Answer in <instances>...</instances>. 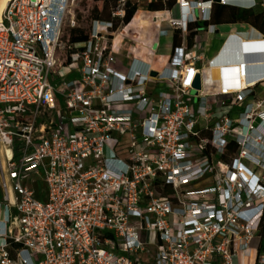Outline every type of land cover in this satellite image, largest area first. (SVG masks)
Wrapping results in <instances>:
<instances>
[{"label": "built area", "instance_id": "1", "mask_svg": "<svg viewBox=\"0 0 264 264\" xmlns=\"http://www.w3.org/2000/svg\"><path fill=\"white\" fill-rule=\"evenodd\" d=\"M168 1L114 0L111 17L94 18L75 42L80 0H9L0 178L15 198L0 202V264H240L254 240L262 250L264 98L253 94L264 64L253 73L243 59L247 84L213 90L206 69L229 64L217 63L228 43L246 42L231 33L208 58L203 42L186 38L216 4L264 11V0ZM151 2L164 5L151 21L160 26L169 12L183 40L161 70L122 35L127 8ZM256 46L263 59L264 43ZM34 177L46 184L44 200L28 184Z\"/></svg>", "mask_w": 264, "mask_h": 264}, {"label": "crops", "instance_id": "2", "mask_svg": "<svg viewBox=\"0 0 264 264\" xmlns=\"http://www.w3.org/2000/svg\"><path fill=\"white\" fill-rule=\"evenodd\" d=\"M254 10L260 11V10H262V8L257 7V8H254ZM152 11H154V10L149 9V8L136 10L133 17L129 21H126L127 27L125 29V32L131 36L130 38L126 37L129 41L136 43L140 47L146 49L147 52L146 53H140L141 56H143L144 58L151 59L152 62L154 63V58H155L157 53L155 55L151 54L150 48L152 46H154L155 43L158 41L156 37L158 36L159 30H158L157 26H159V25H157L151 21L150 18L152 15V13H151ZM163 25H165V29L168 30V34L166 36L168 37L169 41H168V43H166L165 49L167 51V54L170 56L173 48L181 45V43L183 41L182 35H181L180 31H172L169 28L167 23H165ZM176 32H179V36L181 38V42L177 46L174 45V36H175ZM218 33L225 36V39L231 33L237 34L238 36L243 38V40L246 42L245 44H248L250 46L251 50L249 51L248 57L250 58L251 72H253V73L256 72L257 67L262 66L264 64V58L261 59L263 57V51H262L261 56H259L258 50H256V47H257L256 45H258V43H261V42L264 43V33L261 32L260 30H258L253 25L246 23V22L216 23V24L213 23V24L208 25L207 27H203L202 30L195 33L191 40H189V38L187 36L186 40H187L189 47L193 46V44L195 42V38L198 42H203L206 45L205 49H206V53L208 55V53L211 51L212 46L214 45L213 43L215 42V39H216L215 35ZM235 45L237 46V45H241V44L236 43V44L232 45V44L228 43L225 46L227 48H225L224 51H222V54L217 59V63L222 61V60L224 61L225 59H233L232 57L234 55H238L237 59L232 60L233 61V63H232L233 68L231 69V73L234 75H237V71L239 70L240 65H241L239 63V66L237 67V62L240 61L242 63L243 56H241V53H239L241 49L237 48V50L239 52H237V53L234 52L235 51V49H234ZM123 58H125V57L123 56ZM227 62H229V61H227ZM199 65H201V62H199ZM226 67L230 68V64H228V66H226ZM214 71L215 70L211 71L210 76H214L215 78L222 80L224 77V74H225L224 69L217 71V72H214ZM216 75H218V77H216ZM253 98L254 99L264 98V82L256 85V87L254 88ZM194 103H195V100H194ZM222 111L223 110H218L217 112L220 113ZM2 181L3 180L0 178V202L7 201V199H6L7 193L9 195V197L11 198V200L13 201L15 198V193L11 188L10 181L7 179L8 190H6L3 187ZM28 184L35 191V195L37 198H39L41 200L46 199V189L44 188L43 189L44 191L42 190L41 194H37L36 189L34 187V186H39V185L45 184V182L41 178H38V177L35 178L34 177L28 181ZM10 206H11L10 207L11 212H13L15 214L17 212L16 208L12 205H10ZM253 243H254V245H253L251 255L244 257V262L246 261V259L248 257H252L254 250H256V255H257L256 259H258L259 251L256 249V246L258 245L259 241L254 240ZM262 250H263V248H262Z\"/></svg>", "mask_w": 264, "mask_h": 264}, {"label": "rangeland", "instance_id": "3", "mask_svg": "<svg viewBox=\"0 0 264 264\" xmlns=\"http://www.w3.org/2000/svg\"><path fill=\"white\" fill-rule=\"evenodd\" d=\"M108 2V1H107ZM104 6H105V2L104 1H98V0H80L79 6L77 8V27L76 28H80L85 30L86 32L89 30L90 24L92 22V20L95 18L93 15V10L94 9H98L99 12H102L104 10ZM107 10L110 11L111 10V4L108 3V7ZM106 11H103V15H105ZM161 14H163V17L165 19V21L163 22V24L166 23V20L170 17V13L169 12H165L163 13V11H160ZM174 14L177 16L179 15V9L178 7L174 8ZM161 24L160 26H157L158 30L165 29V25ZM69 29H67V33H68ZM221 33V32H220ZM220 33L215 35V42L213 43L214 45L211 48V51L208 53L207 57L211 58L214 55H216L220 48L223 45V42L225 40V36L221 35ZM122 35H125L126 37L130 38L131 36L129 34H127L125 31L122 33ZM120 37H122L120 35ZM159 45H160V49H157V54L154 58V63L153 66L155 69L157 70H161L163 69V67L167 64L168 60H169V55L167 54L166 51V43H168V37L167 36H159V31H158V36L156 37ZM133 43V42H132ZM133 45H136L137 48L135 49V54L138 56H141L140 53H146V49L140 47L139 45H137L136 43H133ZM128 46V45H127ZM242 56V54H241ZM143 57V56H141ZM233 59H237L238 55H234L232 57ZM233 59H231V61H229L230 64V69L233 68ZM241 63V62H240ZM119 69L121 71L125 70V67L123 65L119 66ZM238 74V71H237ZM75 74H72L71 77H74ZM216 77H218V75H216ZM217 80V78L215 79ZM78 87H80V84H78ZM199 112L203 113L204 112V108H201L199 110ZM36 189L37 194H41L42 190L45 188L46 189V184L43 185H39V186H34ZM44 191V190H43ZM3 240H1L2 242ZM254 245V243H253ZM257 255H256V250H254V253L252 255V257H248L246 259V261L244 262V256L242 253H239V262L240 264H256L257 261Z\"/></svg>", "mask_w": 264, "mask_h": 264}, {"label": "trees", "instance_id": "4", "mask_svg": "<svg viewBox=\"0 0 264 264\" xmlns=\"http://www.w3.org/2000/svg\"><path fill=\"white\" fill-rule=\"evenodd\" d=\"M112 1L114 0L104 1L105 6L103 11H106L105 15H103V11L99 12L98 9H94L93 10L94 17L109 19L111 17V10L108 11L107 7H108V3L111 4ZM172 4H173V0H169L168 7L172 6ZM148 8L153 10H160L164 8V5L161 2H151L148 5ZM136 10H137L136 6L127 8L125 20L129 21L135 14ZM235 22L249 23L264 33V12L262 10L256 11L254 10V8L252 9L239 8L234 6L222 5V4H216L214 6V11L211 21L202 23L199 26L203 28L213 23L216 24V23H235ZM194 34L195 33L193 32H190L188 34L189 40L193 38ZM71 37L73 41L79 42L85 40L88 37V35L85 30L77 28L72 30ZM180 42H181V38L179 36V32H176L174 36V45L177 46L180 44ZM261 236H262L261 248H263L264 250V228L261 231ZM261 252L262 250H260L259 254Z\"/></svg>", "mask_w": 264, "mask_h": 264}, {"label": "bare ground", "instance_id": "5", "mask_svg": "<svg viewBox=\"0 0 264 264\" xmlns=\"http://www.w3.org/2000/svg\"><path fill=\"white\" fill-rule=\"evenodd\" d=\"M9 0H0V19H1V15L3 13V11L5 10L7 4H8ZM248 45V44H247ZM247 48V46H246ZM243 59L248 60V57H243ZM240 68H239V75H234L231 73V69L229 67H222V66H212L206 69L205 71V77H206V82L207 84H212V89L213 90H219L222 89L224 87H228L229 85V81H232L234 83H236L237 86L239 85H243L245 86L247 84V78L245 75H241V71H242V67L246 66L243 63H240ZM224 69L225 74L222 80L217 79L214 76H210L211 71L215 70L214 72L220 71Z\"/></svg>", "mask_w": 264, "mask_h": 264}, {"label": "water", "instance_id": "6", "mask_svg": "<svg viewBox=\"0 0 264 264\" xmlns=\"http://www.w3.org/2000/svg\"><path fill=\"white\" fill-rule=\"evenodd\" d=\"M217 1H219V0H217ZM246 46H247V48H246ZM235 48V53H237V52H239L238 50H237V48L238 49H241L240 50V52L239 53H241L242 54V56L243 57H248L249 56V51L251 50V48H250V46L249 45H247V44H241V45H235L234 46ZM225 48H227V47H225ZM237 50V51H236ZM222 54V53H221ZM249 58V57H248ZM250 59V58H249ZM226 66H228V65H226ZM226 66H223V67H226ZM152 74L153 75H157V72H155V71H153L152 72ZM194 87H195V89H200L201 88V79H200V75H198L197 76V79H196V81H195V83H194Z\"/></svg>", "mask_w": 264, "mask_h": 264}]
</instances>
